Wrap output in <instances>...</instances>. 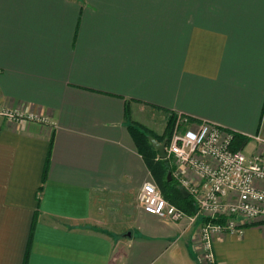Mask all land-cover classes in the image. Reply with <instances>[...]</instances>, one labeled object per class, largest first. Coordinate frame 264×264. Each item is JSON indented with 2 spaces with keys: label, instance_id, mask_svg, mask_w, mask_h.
Masks as SVG:
<instances>
[{
  "label": "crops",
  "instance_id": "crops-1",
  "mask_svg": "<svg viewBox=\"0 0 264 264\" xmlns=\"http://www.w3.org/2000/svg\"><path fill=\"white\" fill-rule=\"evenodd\" d=\"M2 107L48 122L0 116V264H207L202 218L138 202L154 177L129 127L159 139L178 113L259 150L264 0H0ZM213 252L264 264V223Z\"/></svg>",
  "mask_w": 264,
  "mask_h": 264
},
{
  "label": "built area",
  "instance_id": "built-area-1",
  "mask_svg": "<svg viewBox=\"0 0 264 264\" xmlns=\"http://www.w3.org/2000/svg\"><path fill=\"white\" fill-rule=\"evenodd\" d=\"M0 116L18 123L48 122L39 114L6 107L0 108ZM235 135L215 123H193L176 113L167 139L172 177L188 191L195 207L190 219H203L197 238L207 264H215L216 235L242 233L247 226L264 223V141L259 150L248 154L243 149H233ZM137 199L146 212L161 219L179 222L187 217L153 181L141 186Z\"/></svg>",
  "mask_w": 264,
  "mask_h": 264
},
{
  "label": "trees",
  "instance_id": "trees-1",
  "mask_svg": "<svg viewBox=\"0 0 264 264\" xmlns=\"http://www.w3.org/2000/svg\"><path fill=\"white\" fill-rule=\"evenodd\" d=\"M175 120V114H172L168 121V130L170 131ZM130 134L134 138L138 151L142 154L146 163L157 182L158 187L160 188L163 196L175 206L187 211L188 213H194L195 207L190 200V198H183V195L180 192V187L178 183L172 179L168 181V172H172V167L168 159H160L158 151L153 147L148 136L156 137L151 134L149 130L142 127L130 126ZM170 134V132H169ZM169 138V135L166 137ZM159 140L158 138H156ZM247 138L241 135H235V140L233 143V149H241Z\"/></svg>",
  "mask_w": 264,
  "mask_h": 264
},
{
  "label": "water",
  "instance_id": "water-1",
  "mask_svg": "<svg viewBox=\"0 0 264 264\" xmlns=\"http://www.w3.org/2000/svg\"><path fill=\"white\" fill-rule=\"evenodd\" d=\"M148 138H149L150 142L152 143L153 147L158 151L159 158L160 159H167L168 158V154L166 152L167 139L160 142L153 136H148ZM172 179H173L172 172L170 171V172H168V181H171ZM180 192L185 198L189 197V193L185 188L180 187Z\"/></svg>",
  "mask_w": 264,
  "mask_h": 264
},
{
  "label": "rangeland",
  "instance_id": "rangeland-1",
  "mask_svg": "<svg viewBox=\"0 0 264 264\" xmlns=\"http://www.w3.org/2000/svg\"><path fill=\"white\" fill-rule=\"evenodd\" d=\"M172 128H173V125H172L170 131H169L168 128H167V131H166V132H167L168 134L166 133L165 136H164V137H160L159 140L162 141L163 139H166L167 135L170 136L169 132L171 133ZM144 129H145V128H144ZM147 130H148V129H147ZM149 132H151V134H153L152 131L149 130ZM153 135H154V134H153ZM245 152H246V151H245ZM151 181H153V182L157 185V182L155 181V179H152ZM157 186H158V185H157Z\"/></svg>",
  "mask_w": 264,
  "mask_h": 264
}]
</instances>
